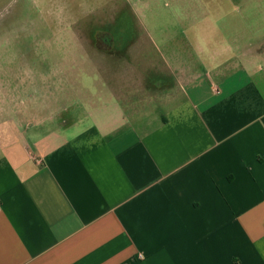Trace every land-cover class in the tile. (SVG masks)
<instances>
[{
    "label": "crops",
    "instance_id": "0c3cea01",
    "mask_svg": "<svg viewBox=\"0 0 264 264\" xmlns=\"http://www.w3.org/2000/svg\"><path fill=\"white\" fill-rule=\"evenodd\" d=\"M239 34L1 70L0 264H264V33Z\"/></svg>",
    "mask_w": 264,
    "mask_h": 264
},
{
    "label": "rangeland",
    "instance_id": "374dc122",
    "mask_svg": "<svg viewBox=\"0 0 264 264\" xmlns=\"http://www.w3.org/2000/svg\"><path fill=\"white\" fill-rule=\"evenodd\" d=\"M252 31L264 33V0H0V71L25 76L79 46H145L150 65L161 60L158 46L171 43L197 61L207 41L218 48Z\"/></svg>",
    "mask_w": 264,
    "mask_h": 264
}]
</instances>
